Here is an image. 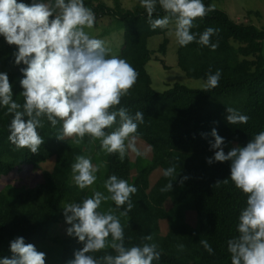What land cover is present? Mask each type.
<instances>
[{
	"label": "trees",
	"instance_id": "16d2710c",
	"mask_svg": "<svg viewBox=\"0 0 264 264\" xmlns=\"http://www.w3.org/2000/svg\"><path fill=\"white\" fill-rule=\"evenodd\" d=\"M214 1L203 0L206 6ZM18 2L31 4L33 0ZM44 2L54 3V0ZM84 3L96 17H110L125 26L119 57L129 62L139 75L130 95L122 97L117 108L125 107L133 116L137 111L143 112L144 123L139 124L137 135L151 148L153 161L146 166L130 151L121 161L118 154L106 153L99 140L92 141L87 135L80 143H76L75 137L60 140L57 136L62 131V122L53 127L46 117L44 127L38 129L44 139L38 153L19 149L9 140L13 114L0 106V177L22 174L29 168L41 169L40 180L32 187L0 189V258H11L10 242L23 237L25 243L34 244L38 251L46 253V264H67L84 245L74 236L51 237L64 217L63 206L81 203L93 195V190L109 195L104 182L113 174L135 186L144 170L161 169L164 173L176 165L174 176L177 177L166 198L165 225L160 222L157 211L162 193L157 183L140 200L135 201L132 196L134 207L126 217L120 216L126 205L117 208L109 200L102 203V209H112L120 218L126 247L143 243L158 245L157 250L162 255L154 264H231L227 241L239 235L238 218L246 207L247 196L230 179V161L209 164L207 159L214 157L216 151L211 147L213 129L225 139L226 153L235 145L246 146L256 134L264 131V29L236 23L226 11L215 8L205 18L197 19L199 27L192 32L202 34L208 27L219 29L218 35L211 37V42H218L219 46L212 50L197 42L185 47L178 44L177 54L178 67L190 79L206 83L210 69L212 74L220 70L219 86L206 92L176 83L167 91L157 92L146 69L153 55L148 40L165 35L167 28L151 29L141 4L126 10L119 0H115L114 7L102 0H84ZM165 14L157 4L153 18ZM1 44L5 51L3 59L0 58V72L8 74L13 99L23 105L24 89L20 81L23 79L21 69L26 65L15 63L17 46L9 45L3 36H0ZM168 44L166 39L158 52L166 55ZM227 107L248 116V122L228 123ZM116 127L118 123L107 131ZM78 155L90 157L93 164L101 165L96 183L84 190L76 185L71 170ZM225 179L227 183L214 186ZM166 180L169 183L172 178L166 177ZM187 221L198 229V238H190L182 232V225ZM148 235L153 237L151 241L143 239ZM201 240L209 242L213 254L205 250ZM181 244L183 249L179 248ZM106 252L115 255L111 249ZM106 252L89 254L100 258Z\"/></svg>",
	"mask_w": 264,
	"mask_h": 264
},
{
	"label": "clouds",
	"instance_id": "9594fccd",
	"mask_svg": "<svg viewBox=\"0 0 264 264\" xmlns=\"http://www.w3.org/2000/svg\"><path fill=\"white\" fill-rule=\"evenodd\" d=\"M140 4L146 10L151 29H166L174 23V34L180 46L192 42L212 50L219 46L218 42H211L219 29L208 27L202 34L192 32L199 27L197 19L215 11L214 4L206 6L203 0H140ZM157 4L166 14L154 19ZM94 24L95 13L84 0H54V3L33 0L31 4L0 0V36L9 45L18 47L15 63L26 65L21 69L23 79L20 81L24 89L23 105L13 99L8 74L0 72V106L13 114L9 140L17 148L38 153L44 144L38 129L44 127L46 117L53 127L62 122V131L57 136L60 140L75 137L76 143H80L87 135L92 141L99 140L106 153L118 154L121 161L129 151L144 155L137 147L138 126L144 123L143 112L137 111L133 116L127 108H117L122 97L130 95L139 74L125 59L110 56L111 49L105 40L89 35L86 29H92ZM221 74L220 70L215 74L209 70L204 85L206 92L219 86ZM227 112V121L232 125L246 124L249 120L233 108L227 107ZM117 123L113 131H107ZM211 135L214 137L211 147L216 151L207 162L230 161V179L247 196L246 207L238 218L239 235L227 241L231 264H264V131L256 134L246 146L233 147L227 153L225 139L216 129ZM100 169L101 165L93 164L90 157L83 155L76 156L71 165L73 179L81 190L96 183ZM175 172L176 165L164 171V176L172 180L161 192L172 191ZM221 182L228 180L217 181L214 186ZM104 187L109 195L93 190V195L81 203L63 206L66 222L71 225L67 234L84 245L67 264H154L159 261L162 252L155 243L126 247L120 218L112 209H102V203L111 200L117 208L126 205L120 216H128L134 207L131 198L137 193V187L115 174L104 182ZM143 239L151 241L153 237L148 235ZM200 243L213 254L207 240ZM183 247L179 245L180 249ZM107 249L115 255L107 253ZM10 250L12 257L0 258V264H46V253L38 251L34 244L25 243L23 237L12 240ZM102 250L106 254L100 258L89 254Z\"/></svg>",
	"mask_w": 264,
	"mask_h": 264
},
{
	"label": "rangeland",
	"instance_id": "374dc122",
	"mask_svg": "<svg viewBox=\"0 0 264 264\" xmlns=\"http://www.w3.org/2000/svg\"><path fill=\"white\" fill-rule=\"evenodd\" d=\"M109 7H114L115 0H102ZM122 7L126 10H133L134 7L140 4V0H119ZM216 9L224 10L236 23L245 25H254L258 29H264V0H215ZM259 13L257 15L256 13ZM89 35L106 41L107 46L111 49L110 56L116 55L119 57L120 50L123 46V37L125 33V26L123 23L113 20L110 17H96L95 24L92 29H86ZM175 25L170 24L165 35H157L148 40V48L152 51V60L147 64V72L152 79V87L157 92H164L170 89L174 84L178 83L191 89H204L205 82L203 80L190 79L178 67V42L175 37ZM171 33V34H170ZM169 41L167 53L163 55L158 52L160 45L165 41ZM264 44V43H263ZM5 47L0 45V58L3 59V52ZM262 56L264 58V45ZM1 62V60H0ZM61 132H59L60 134ZM71 138H65V140ZM138 149L144 153L138 158L149 166L152 161L151 148L142 140H137ZM233 147H236L233 146ZM40 168H29L25 173H11L8 176L0 177V189L13 186L25 185L32 187L40 180ZM159 184L161 188L168 183L164 173L161 169L152 172L144 170L138 176L135 186L138 191L133 195L135 201L143 198L154 184ZM169 191L162 192L160 196V205L157 208L160 222L165 225L168 216V206L166 198ZM70 214V213H69ZM71 227L66 222L65 215L62 221L54 228L51 237L54 239L58 234L62 236H69L67 229ZM182 232L190 238H198V229L190 221L182 225Z\"/></svg>",
	"mask_w": 264,
	"mask_h": 264
}]
</instances>
